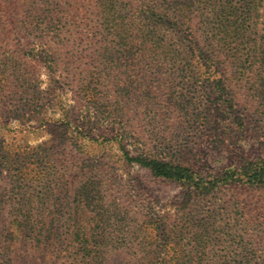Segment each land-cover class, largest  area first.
Wrapping results in <instances>:
<instances>
[{
	"label": "rangeland",
	"instance_id": "rangeland-1",
	"mask_svg": "<svg viewBox=\"0 0 264 264\" xmlns=\"http://www.w3.org/2000/svg\"><path fill=\"white\" fill-rule=\"evenodd\" d=\"M222 2L240 12L243 0ZM257 18L256 43L264 59V17ZM206 20L213 28L212 16ZM192 21L193 24L177 28L181 41L197 54L199 47L205 49L216 61L211 67L214 71L204 72L199 65L184 78H165L164 85L156 87L153 94V101L162 99V108L154 117L131 106L125 115L115 111L108 94L102 92L98 75L92 74L95 64L81 59L79 67L83 72L74 75L78 65L60 57L65 49L58 45V37L49 28L27 35L17 29H0V264H65L57 257V250L40 255L35 243L23 241L13 226L5 229L3 221L6 216L13 219L12 207L32 194L37 199L44 197L46 220H56V211L64 213L73 202L74 186L88 181L82 174L77 178L73 173L63 175L60 169L70 164L72 170L93 164L105 173L104 182L109 187L105 193L112 204L107 219V239L112 248L107 251L120 254L111 258L116 264H129V257L138 252L161 251L162 247L157 246L161 241L154 230L160 215L169 216L177 224L181 223L177 214L186 211L192 220L206 219L213 213L217 220L237 215L242 224L248 222L247 228L252 227V221L264 224V189L230 185L206 194L197 191L186 195L181 183L156 178L137 163L126 162L116 140H94L79 133L80 125L91 120L98 127H123L127 143H154L150 140L158 138L169 158L205 176L222 173V169L235 165L243 156L264 157V87L261 93L239 88L238 65L228 66L226 56L214 47L211 35L199 29V19L194 17ZM21 49H25L27 58L16 81L14 62ZM217 79L225 86L222 97L212 90ZM157 83V78L148 80L152 89ZM169 91L177 99L184 95L189 101L186 113L174 107L176 98L165 99ZM162 130V137H154V132ZM35 157L52 159L56 169L33 170ZM88 177L94 179V175ZM66 182L69 183L65 187ZM45 190L47 193L42 195ZM91 195L79 198L81 204L92 203L95 197L92 199ZM91 215L87 212L85 217ZM216 233L215 226H209L208 237L214 239ZM211 242L214 240L210 241L209 250L222 254V240L218 246Z\"/></svg>",
	"mask_w": 264,
	"mask_h": 264
},
{
	"label": "trees",
	"instance_id": "trees-1",
	"mask_svg": "<svg viewBox=\"0 0 264 264\" xmlns=\"http://www.w3.org/2000/svg\"><path fill=\"white\" fill-rule=\"evenodd\" d=\"M208 15L214 20L213 28L208 26ZM194 17L199 19L201 32L210 34L214 47L221 56H226L227 65H238L241 73L239 88L261 93L264 59L258 41L256 43L259 32L255 21L257 17H264V0H243L240 12L222 0H0V29H17L22 35L31 31L42 32L45 28L54 31L58 45L65 49L60 57L78 65L74 75L83 72L79 67L81 59L95 64L92 74L98 75L103 94H108L114 110L121 115H125L131 106L154 117L159 107L162 108V99L153 101V94L156 87L164 85L165 78H184L199 65L204 72L213 73L211 67L216 61L205 49L199 47L197 54L194 48L185 45L180 30H177L193 24ZM25 52L21 49L14 62L16 81L27 58ZM196 55L199 60L195 61ZM155 78L158 83L152 89L148 80ZM216 82L212 90L222 97L225 86L220 79ZM165 96V99L169 96L176 98L174 107L187 112L189 101L184 95L177 99L174 92L169 91ZM80 126L81 135L94 140H116L126 162L137 163L156 178L181 183L186 195L197 191L206 194L230 185L264 189V157L261 155L243 156L235 165L222 169V173L205 176L169 158L165 145L158 142V138L150 140L154 143H127L123 127H98L91 120ZM164 132L157 131L153 135L162 137ZM128 144L134 147H127ZM3 159L7 161V158ZM34 160L35 171L56 169L52 159L45 161V157H35ZM72 167L71 164L64 165L60 170L63 175L73 173L76 178L82 174L88 181L83 180L74 186L75 198L64 213L56 211L57 219L47 221L44 197L37 199L32 194L17 207H12L10 214L14 217L8 220L9 216H6L3 221L5 229L13 226L23 241L35 243L40 255L57 250V257L65 264H116L111 258L116 259L120 254L107 251L112 248L107 239V219L112 204L106 195L109 187L104 182L105 173L93 164L73 170ZM89 175H94V179H89ZM45 193L46 190L42 195ZM90 195L95 200L82 205L79 198ZM87 212L92 214L91 218L85 217ZM178 214L176 218L181 223L172 222L167 215H160L154 223L155 236L161 241L157 246L162 247L161 251L131 253L129 264H264V243H260L264 239V224L252 221V227L247 228L248 222L242 224L237 215L222 216V220H217L216 214L210 213L206 216L209 220H192L190 212ZM235 214H239L238 211ZM209 226H215L217 235L214 239L207 235ZM192 230L196 231L188 236ZM212 240V246L220 245L222 240L225 245L222 254L213 248L209 250ZM253 246L255 248L249 250Z\"/></svg>",
	"mask_w": 264,
	"mask_h": 264
}]
</instances>
